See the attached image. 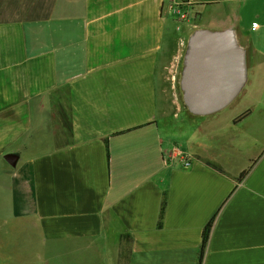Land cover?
Listing matches in <instances>:
<instances>
[{
  "label": "crops",
  "instance_id": "0c3cea01",
  "mask_svg": "<svg viewBox=\"0 0 264 264\" xmlns=\"http://www.w3.org/2000/svg\"><path fill=\"white\" fill-rule=\"evenodd\" d=\"M228 27L261 88L264 0H0V161L19 156L3 177L40 251L98 239L101 264L121 245L124 264H264V147H215L262 130L264 101L220 132L176 86L188 35Z\"/></svg>",
  "mask_w": 264,
  "mask_h": 264
},
{
  "label": "water",
  "instance_id": "95a60500",
  "mask_svg": "<svg viewBox=\"0 0 264 264\" xmlns=\"http://www.w3.org/2000/svg\"><path fill=\"white\" fill-rule=\"evenodd\" d=\"M248 72V52L239 44L233 27L194 29L188 35L177 74L182 108L193 117L218 114L241 94ZM18 158L13 153L3 156L12 168Z\"/></svg>",
  "mask_w": 264,
  "mask_h": 264
},
{
  "label": "rangeland",
  "instance_id": "374dc122",
  "mask_svg": "<svg viewBox=\"0 0 264 264\" xmlns=\"http://www.w3.org/2000/svg\"><path fill=\"white\" fill-rule=\"evenodd\" d=\"M175 1L178 2L179 0ZM179 11L187 15L189 20L194 17V13L191 10L179 9ZM204 12H206L204 16L210 14L208 10ZM180 13L176 12V19H179ZM171 15H174L173 11ZM173 29L172 33L175 35L183 32L181 27H174ZM262 72L261 75L255 76L256 82H261V88L259 86L252 89L255 84H246L235 101L229 107L216 114L223 119L220 126H218L220 132L228 131V128H226L228 120L241 114L248 107L246 105L256 106L264 101V71L262 70ZM254 109V114L259 115L258 112L261 108L255 107ZM185 114L187 113L185 112ZM260 124L262 130L254 131L250 136L243 137L244 139H237L236 137L232 139L231 136L228 138L227 136L216 138L215 147L225 149L227 147L239 148L240 146L245 149V154L254 155L257 150L264 147V121H260ZM17 168L9 167L4 161H0V264H23L30 259H33L34 262L36 261V264H41V261L43 264H101V249L98 239H95L96 241L92 244L83 242H78L77 244L56 243L51 248L49 247L50 249L40 251L38 249L37 236L31 237L23 233V230L22 232L19 231L20 225L13 218L11 196L6 189L3 177V175L10 174V177L14 178L18 172ZM122 243L127 247L128 241L123 240ZM2 245H5V247H2ZM121 250L124 254L125 248L123 245H121ZM106 264H114V262H111L110 258H108Z\"/></svg>",
  "mask_w": 264,
  "mask_h": 264
},
{
  "label": "trees",
  "instance_id": "16d2710c",
  "mask_svg": "<svg viewBox=\"0 0 264 264\" xmlns=\"http://www.w3.org/2000/svg\"><path fill=\"white\" fill-rule=\"evenodd\" d=\"M245 115V114H242V116ZM242 116H240L236 122L242 118ZM244 173L241 174L240 177H243ZM163 212H164V200L162 201L161 203V207H160V212H159V221H158V226H160L161 224V220H162V216H163ZM210 226H211V222L205 227L204 229V232H203V238H202V246H201V250L204 249L205 247V244L207 242V239H208V233H209V230H210ZM123 240H126V241H130L129 237L128 236H122L121 237V243L123 242ZM127 252V251H125ZM202 252V251H201ZM128 253V252H127ZM126 253V254H127ZM125 254H123L122 250H121V246H120V250H119V255H118V258L120 260L119 264H124V262L122 263L121 260L125 259Z\"/></svg>",
  "mask_w": 264,
  "mask_h": 264
},
{
  "label": "built area",
  "instance_id": "2783aa9c",
  "mask_svg": "<svg viewBox=\"0 0 264 264\" xmlns=\"http://www.w3.org/2000/svg\"><path fill=\"white\" fill-rule=\"evenodd\" d=\"M177 13H180L178 8H177ZM179 19L180 20L186 19V15L180 13L179 14ZM177 153L178 152H168V153L163 154V157H162L163 164L167 165L168 161L171 160L175 156V154H177ZM180 160H181L180 162L182 164V167L187 168L190 165V161H189V159L186 156H184V155L181 156Z\"/></svg>",
  "mask_w": 264,
  "mask_h": 264
}]
</instances>
